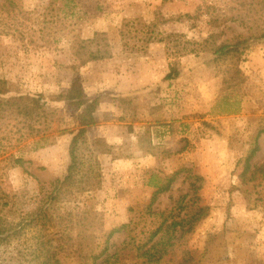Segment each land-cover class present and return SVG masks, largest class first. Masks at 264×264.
I'll use <instances>...</instances> for the list:
<instances>
[{
    "label": "rangeland",
    "instance_id": "374dc122",
    "mask_svg": "<svg viewBox=\"0 0 264 264\" xmlns=\"http://www.w3.org/2000/svg\"><path fill=\"white\" fill-rule=\"evenodd\" d=\"M16 1L13 13L0 12V31L10 32L0 33V80L11 95L45 96L58 113L43 139L19 120L0 122V192L37 193L65 176L67 132L80 127L71 95L81 90L98 104L86 137L100 184L70 207L102 213L106 230L135 225L152 200L153 210H170L198 174L209 215L160 264H181L187 248L196 264H264V174L255 171L264 164V41L224 61L187 44L264 32V0ZM186 14L197 18L178 20ZM151 34L163 40L148 42ZM81 41L110 57L82 64ZM28 258L24 245L0 246V264Z\"/></svg>",
    "mask_w": 264,
    "mask_h": 264
},
{
    "label": "trees",
    "instance_id": "16d2710c",
    "mask_svg": "<svg viewBox=\"0 0 264 264\" xmlns=\"http://www.w3.org/2000/svg\"><path fill=\"white\" fill-rule=\"evenodd\" d=\"M16 2L0 0V12L13 13L19 4ZM196 18L186 14L179 16L178 20ZM0 33L10 32L1 30ZM147 37L148 42L163 40L154 38L152 34ZM171 37L173 35L167 36ZM262 38L263 31L248 36L235 32L231 39L220 44L210 39L202 43L189 41L187 44L195 48L206 46L205 51L224 61L231 56L239 59L246 44ZM88 43L81 41L75 52L79 59L87 57L82 64L110 57L108 51L103 54L100 50H90L86 45ZM97 105L96 100L92 102L86 99L81 90L72 92L71 106L79 112L80 127L67 132L72 135V140L69 147L70 165L64 177L40 182L37 193L26 190L11 194L0 192V246L24 245L30 264H64L67 258L77 264H160L177 248L180 249L182 240L192 234L209 215L210 208L199 195L203 178L198 174L185 178L188 189L175 198L170 210H153L152 200L145 218L135 225L106 230L102 213L94 209L70 207V202L76 196L100 184V164L87 145L86 137L87 130L96 124L93 114ZM57 113L45 96L21 92L11 95L8 83L0 80V122L19 120L24 123L28 137L43 139L51 131L50 125L55 122ZM261 134H264V128L259 136ZM9 159L15 165L24 163V159L15 154L10 155ZM255 171H263L264 174V164L256 167ZM176 179L169 178L167 185L171 186ZM117 233L126 235L115 247L112 240ZM113 248L115 250L112 252ZM194 252L189 248L183 250L180 253L181 264H196Z\"/></svg>",
    "mask_w": 264,
    "mask_h": 264
},
{
    "label": "water",
    "instance_id": "95a60500",
    "mask_svg": "<svg viewBox=\"0 0 264 264\" xmlns=\"http://www.w3.org/2000/svg\"><path fill=\"white\" fill-rule=\"evenodd\" d=\"M260 41H264V39L258 40V42H260Z\"/></svg>",
    "mask_w": 264,
    "mask_h": 264
}]
</instances>
